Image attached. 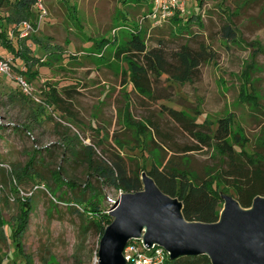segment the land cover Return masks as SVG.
I'll use <instances>...</instances> for the list:
<instances>
[{"label":"rangeland","instance_id":"374dc122","mask_svg":"<svg viewBox=\"0 0 264 264\" xmlns=\"http://www.w3.org/2000/svg\"><path fill=\"white\" fill-rule=\"evenodd\" d=\"M41 2L42 8L33 7L37 25L28 20L34 26L23 38L37 34L49 51L64 53L50 55V66H37L40 73L35 77L20 71L29 90L14 76L0 74V209L4 220L0 264L25 262L12 231L21 203L29 197L33 209L22 242L31 264H98L102 235L81 213L76 200L89 198L88 181L104 196L103 208L110 209L123 193L95 175L90 160L97 166L102 159L121 155L132 170L142 165L150 169L153 158L159 162L148 134L143 149L139 122L154 120L162 138H169L164 146L186 145L193 139L167 108L184 110L198 122L206 118L216 122L231 113L234 129L244 135L248 151L264 139V0H203L201 7L197 0H185V13L180 16L197 13L201 25L194 23L190 33L180 35L184 20L156 24L142 19L152 0ZM135 24L141 26L147 48L161 49L168 60L186 42L194 48L207 44L217 57L202 64L195 81L180 84L163 74L153 78V96L142 95L129 80L127 61L114 56L116 45L100 48L103 40L124 44ZM225 25L235 31L231 41L224 37ZM16 31L10 32L15 44ZM29 45L33 55L44 56L40 46L31 41ZM0 55L23 66L1 45ZM51 87L63 98L60 104L51 102ZM243 94L248 99H242ZM164 154L168 159L172 152ZM175 157L201 177L222 163V156L207 148ZM57 170L61 180L75 185L64 184L53 195ZM220 190L234 195L223 185Z\"/></svg>","mask_w":264,"mask_h":264},{"label":"trees","instance_id":"16d2710c","mask_svg":"<svg viewBox=\"0 0 264 264\" xmlns=\"http://www.w3.org/2000/svg\"><path fill=\"white\" fill-rule=\"evenodd\" d=\"M197 2L201 7L203 0H197ZM36 3L37 0H0V45L12 53L14 58L23 62V66L16 63L13 65L27 77L37 76L40 73L38 67H49L51 58L48 59V57L50 55L59 53L63 56L64 53L63 50L49 51L45 40L39 38L37 34L27 38H20L17 35V44L10 38L11 30H15L23 21L34 20L37 25L33 11ZM171 20H184L179 28V35L190 33L194 23L201 25V18L197 13L187 17L176 14ZM234 33L235 31L230 25L223 27L224 37L228 41L235 38ZM143 35L141 26L135 24V29L124 44H117L116 40H103L100 43V48L104 45V47L111 44L116 45L114 56L127 61L130 82L140 94L145 96H153V78L166 74L170 80L180 84L193 82L200 77L202 64L214 61L217 57L216 51L207 44L202 43L198 48H194L186 42L173 55L172 59L168 60L161 49H148ZM29 41L45 51L43 57L32 54ZM68 89L66 87L64 91L68 92ZM50 97L53 104H60L61 101H64L57 93L56 88L51 87ZM241 98L248 99L246 94H243ZM167 113L182 131L193 139L192 144L179 145L175 143L174 146H164L163 143L169 138H162L161 131L154 120L148 118L146 123H138V131L142 135V143L145 141V134L149 135L148 142L157 151L159 162L153 158L150 169L147 170L142 165L137 166L136 170H132L128 167L125 158L118 155L112 160L102 159L101 164L97 166L90 160L93 173L99 175L105 183L118 191L136 192L143 189L141 174L143 171H147L165 193L182 201L183 214L190 221L216 222L219 219L224 203L221 197V185L225 190L232 189L233 196L245 208L252 205L256 196H264V139L255 146L252 152L248 151L245 148L247 140L244 135L234 129L235 117L231 113L220 117L216 122L208 118L198 122L196 116L175 108H167ZM214 124H217L215 129H213ZM145 146V143L142 144L143 149ZM204 148L215 150L222 156L219 168L206 171L204 177L175 157L181 153L186 155ZM170 152L172 154L167 159L164 153ZM33 162L32 158L29 165L31 166ZM53 177L57 184V187L52 189L53 195L64 184L75 185L72 181L61 180L58 170L53 173ZM86 186L91 189L89 198L86 201L77 199L76 204L83 209L81 213L87 215L102 235L106 226L113 221V217L108 213L109 208L102 207L104 196L92 186L90 181ZM58 198L62 199L61 196ZM32 203L30 197L21 203L20 218L12 231L16 249L25 259V262L21 264H31L30 258L23 248L22 236L33 209ZM75 209L79 211L77 208ZM0 231L4 234L1 209ZM0 237L2 236L0 235ZM169 264H211V260L205 254L184 255L171 259Z\"/></svg>","mask_w":264,"mask_h":264},{"label":"water","instance_id":"95a60500","mask_svg":"<svg viewBox=\"0 0 264 264\" xmlns=\"http://www.w3.org/2000/svg\"><path fill=\"white\" fill-rule=\"evenodd\" d=\"M141 179L143 189L123 192L111 205L113 221L101 236L98 264H128L124 250L132 239L164 247L171 259L205 254L211 264H264V196L245 208L221 193L216 222L190 221L181 200L165 193L147 171Z\"/></svg>","mask_w":264,"mask_h":264},{"label":"built area","instance_id":"2783aa9c","mask_svg":"<svg viewBox=\"0 0 264 264\" xmlns=\"http://www.w3.org/2000/svg\"><path fill=\"white\" fill-rule=\"evenodd\" d=\"M36 7L42 8L41 0H37ZM34 6V7H35ZM185 0H152L149 12L142 18L153 23L160 24L172 19L176 14L184 15ZM33 24L26 20L17 26V35L20 38L26 37L33 29ZM13 59L0 55V74L14 76L24 90H29V85L24 75L16 71ZM124 255L128 264H169L171 258L169 252L162 246L155 245L148 248L142 239H132L128 242Z\"/></svg>","mask_w":264,"mask_h":264}]
</instances>
